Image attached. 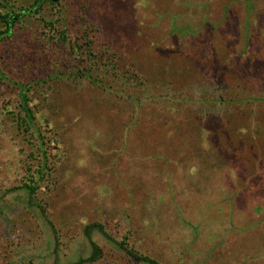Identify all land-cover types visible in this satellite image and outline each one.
<instances>
[{"label": "rangeland", "instance_id": "1", "mask_svg": "<svg viewBox=\"0 0 264 264\" xmlns=\"http://www.w3.org/2000/svg\"><path fill=\"white\" fill-rule=\"evenodd\" d=\"M118 242L264 264V0H43L0 37V264H148Z\"/></svg>", "mask_w": 264, "mask_h": 264}, {"label": "trees", "instance_id": "2", "mask_svg": "<svg viewBox=\"0 0 264 264\" xmlns=\"http://www.w3.org/2000/svg\"><path fill=\"white\" fill-rule=\"evenodd\" d=\"M42 1L43 0H34L27 8H25V7L20 8V9H18L19 10L18 12H14L12 10V8L11 9L8 8L6 0H0V6L3 9H5L4 13H0V19L5 24V29L0 30V37H2L4 34H6L9 31V28H10L11 23H12L13 19L15 18V16H19V14H21L23 12H29L31 9L37 10L40 7V4L42 3ZM211 51H214V49H211ZM185 73H187V72H185ZM88 77L92 78L91 75H89ZM13 84L20 86L19 87V94H20V96H19L20 103L19 104H20L21 110L23 112V114H17L16 116L13 117L16 121V127L20 130V127L23 128V126L26 125V123H27L26 126L30 128L29 125H30V123H32V120L34 118L33 113H32V109H31L30 105L28 104L29 99L27 98V92L30 89V84H22V83H17V82H14ZM138 93H139V91H138ZM123 94L122 95L119 94V95L123 96V97H119V98H123L125 101H127V102L130 101L131 103L134 101L136 102L137 97H134L133 93L131 94V92H129V91H124ZM116 96L118 97L117 94H116ZM146 98H148V96H146ZM146 98H144V99H146ZM136 124H140V123H136ZM140 127L141 126H138V125L133 126V128H136V129H138ZM23 133H25V132H23ZM24 137H25V134H24ZM26 137H27L26 140L28 141L29 140L28 135ZM36 139H37L36 149L41 150V148L44 147V143H45L44 136L41 135V133H38V136L36 137ZM40 146H41V148H39ZM29 155H32V153L30 152ZM28 179L30 180V182L33 181V178H28ZM27 184H28L27 182H23L21 185L13 186L10 189L13 190V189H18V188H25L28 193H32L35 190L36 185H33L32 183H30V185H27ZM92 226H98L100 233H102L105 237L109 238L110 240H113V238L109 234L105 233V231H104L105 229L102 227V225H99L98 223H90L87 226H85V228L83 230L84 236L87 238V240L89 241V243L91 244L93 249L100 253V248L97 247V245L93 242V240L91 239V236H90V227H92ZM117 245L121 249H123L130 257H132L134 259L146 262L148 264H161L158 261H156L155 259L149 257L148 255H144L141 253L134 252L133 250L129 249L123 242H118ZM96 251L93 255L90 256L89 260H94V259L98 258L99 254L96 253ZM53 252H54V250H53Z\"/></svg>", "mask_w": 264, "mask_h": 264}]
</instances>
